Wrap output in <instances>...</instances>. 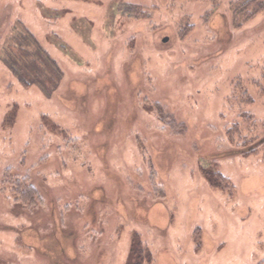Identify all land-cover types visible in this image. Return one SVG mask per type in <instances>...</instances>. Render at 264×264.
Segmentation results:
<instances>
[{
    "label": "rangeland",
    "instance_id": "1",
    "mask_svg": "<svg viewBox=\"0 0 264 264\" xmlns=\"http://www.w3.org/2000/svg\"><path fill=\"white\" fill-rule=\"evenodd\" d=\"M246 1L0 0V264H126L136 234L151 264H264ZM20 24L63 73L50 98L4 63Z\"/></svg>",
    "mask_w": 264,
    "mask_h": 264
},
{
    "label": "trees",
    "instance_id": "2",
    "mask_svg": "<svg viewBox=\"0 0 264 264\" xmlns=\"http://www.w3.org/2000/svg\"><path fill=\"white\" fill-rule=\"evenodd\" d=\"M243 6L245 13L242 18L243 21H248L264 10V0H247ZM133 7L136 9L137 6ZM11 39L12 43L7 49V55L5 54L4 63L24 87L29 88L35 85L46 97L50 98L58 89L63 77L60 67L42 47L36 36L22 24L16 28ZM207 175L210 183L213 179L218 181L209 174ZM217 177L221 179L215 185L217 188L222 190L230 188L231 185L227 179L220 174H217ZM152 261V252L136 234L126 264H151Z\"/></svg>",
    "mask_w": 264,
    "mask_h": 264
}]
</instances>
